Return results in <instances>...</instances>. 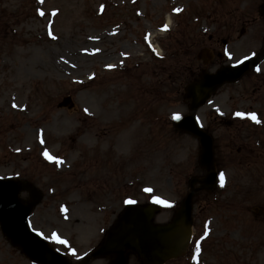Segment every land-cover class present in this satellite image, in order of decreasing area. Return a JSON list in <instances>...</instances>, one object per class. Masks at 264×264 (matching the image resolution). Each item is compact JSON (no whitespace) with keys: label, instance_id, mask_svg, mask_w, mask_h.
Segmentation results:
<instances>
[{"label":"rangeland","instance_id":"1","mask_svg":"<svg viewBox=\"0 0 264 264\" xmlns=\"http://www.w3.org/2000/svg\"><path fill=\"white\" fill-rule=\"evenodd\" d=\"M201 1L197 9L196 0H0V177L26 179L42 192L31 226L74 263L100 240L123 202L159 201L154 221H166L187 193L188 179L203 172L196 138L179 132L173 119L188 111L183 88L201 70L196 54L211 45L210 34L232 32L226 55L208 69L253 55L263 46L264 22L255 13L258 0H236L218 12L222 18L230 11L234 28L214 29L216 3ZM180 5L185 12L174 14L171 7ZM166 15L171 32L178 28V37L190 43L189 66L170 54L175 44L156 28ZM239 17H252L243 35ZM151 32L160 55L146 43H154ZM66 95L73 106L58 108ZM139 99L148 111L137 106ZM196 117L214 140L219 181L213 192L194 196L193 239L165 264H194L195 252L196 264H264V212L254 215L264 208V60L221 86ZM100 143L114 155L103 159L106 184L96 191L85 180L89 175L78 178L79 164L83 169L86 163L78 147ZM45 150L66 165L47 164ZM115 156L122 157L119 164ZM59 203L68 212L61 214ZM0 264L36 263L0 232ZM126 264L140 261L131 254Z\"/></svg>","mask_w":264,"mask_h":264},{"label":"water","instance_id":"2","mask_svg":"<svg viewBox=\"0 0 264 264\" xmlns=\"http://www.w3.org/2000/svg\"><path fill=\"white\" fill-rule=\"evenodd\" d=\"M247 67V64L244 63L240 67L224 69L215 75H203L200 83L188 86L186 88L188 94L194 97L192 109L203 102L209 94L208 89L213 90L227 73H236V76L231 78L233 80L243 73ZM196 93L199 97L196 96ZM178 125L182 129H187L199 136L202 146L199 162L210 169L212 153L210 140L208 141L206 134L196 128L191 116L181 119ZM206 179L214 182V172H210ZM21 187L19 183L0 180V223L3 232L13 244L20 246L22 251L31 259L43 264H68L25 226L26 212L32 203L25 208H21L23 212L18 217H14L13 212L18 206L16 193ZM185 206L187 212L189 209V196L185 200ZM18 210H20L19 206ZM152 211V207L127 206L115 224L107 231V239L95 255L113 252L116 255L111 264H122L126 251L131 250L142 258L143 264H158L166 257L179 252L180 247L177 244L179 226L182 223L185 225L189 222V213L179 214L177 219L170 224L153 227L149 223ZM180 220L183 221L180 222Z\"/></svg>","mask_w":264,"mask_h":264},{"label":"snow or ice","instance_id":"3","mask_svg":"<svg viewBox=\"0 0 264 264\" xmlns=\"http://www.w3.org/2000/svg\"><path fill=\"white\" fill-rule=\"evenodd\" d=\"M43 14V13H42ZM237 115H241L240 113H237ZM180 117H179V115L178 114H176V115H174L173 116V119H179ZM251 118L253 119V120H255L256 119V116H255V114H251ZM45 155L46 156H48V154L47 153H45ZM50 158V157H49ZM223 180H224V176H223V174H221V181L223 182ZM146 191H147V189H146ZM129 203H131V201H128ZM159 202V201H158ZM61 243H64L63 241H60Z\"/></svg>","mask_w":264,"mask_h":264}]
</instances>
